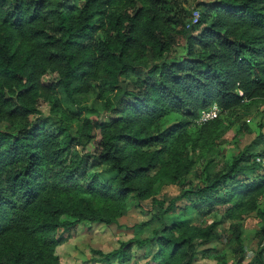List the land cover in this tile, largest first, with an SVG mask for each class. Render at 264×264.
Listing matches in <instances>:
<instances>
[{"label": "trees", "instance_id": "16d2710c", "mask_svg": "<svg viewBox=\"0 0 264 264\" xmlns=\"http://www.w3.org/2000/svg\"><path fill=\"white\" fill-rule=\"evenodd\" d=\"M185 1L0 0V264H60L57 229L115 224L132 201L148 197L152 211L132 227L135 236L95 251L93 260L126 264L134 247L151 243L152 264H195L198 246L220 236L213 221L169 222L182 200L196 208L223 204L230 220L264 216V178L234 181L264 154L253 146L227 169L204 168L201 184L155 196L161 183H180L188 172L189 147L216 136L220 116L197 122L202 111L264 102V0L199 3L195 22ZM94 89L98 101L87 108L82 100ZM42 103L59 116L32 119ZM96 129L94 151L85 152ZM145 229L150 234L141 238ZM230 229L231 263L207 254L212 248L201 254L242 264V227ZM246 264H264V247Z\"/></svg>", "mask_w": 264, "mask_h": 264}, {"label": "rangeland", "instance_id": "374dc122", "mask_svg": "<svg viewBox=\"0 0 264 264\" xmlns=\"http://www.w3.org/2000/svg\"><path fill=\"white\" fill-rule=\"evenodd\" d=\"M216 1L218 0H186L183 2V7L188 15L187 20L190 19L194 22L198 20L199 3L211 5ZM178 51L179 55L185 52L182 46L179 47ZM96 93L97 90L94 89L90 96L84 97L82 105L90 108L94 101H98ZM39 109L40 113L33 115L32 119L41 120L45 117L59 116L58 113L52 111L49 104L42 103ZM98 113V118L106 120L107 113L101 109ZM218 115L222 124L217 129L216 136L203 148L196 150L188 148V158L192 162L188 172L183 175L180 183L166 181L161 183L157 189L156 197L177 195L181 190L180 184H184L186 189L201 184L205 175L202 174L204 168L211 167L213 174L227 169L232 161L250 146H253L256 152L264 149V102H244L224 112H220L219 109ZM89 116L95 118L97 114L92 112ZM197 122H201L199 118ZM76 127L77 124L73 121L68 131L74 132ZM94 133L95 137L84 148L85 152L92 153L94 151L95 142L99 138V130L96 129ZM251 163L252 161L246 164L250 165ZM101 168L104 166H97L95 170ZM155 171H151V174H154ZM262 178H264V169L254 165V168L246 169L236 176L234 181L247 183ZM150 203L151 197L143 200L141 205L132 201L127 211L117 218L115 224L81 221L68 228L57 229L58 245L55 252L59 257L60 264H105L93 260L100 257V254L95 251L110 252L116 249L120 242L134 237L132 227L149 218L152 211ZM223 206V204L216 203L212 207L202 205L196 208L195 204L182 200L178 202L174 213L166 215L171 223L183 222L193 225L209 224L212 221L216 223L215 231L220 238L198 246L199 253L196 256L195 264H217L215 258L201 254V251L207 248L213 249L211 253L207 254H220L229 263L233 261L234 253L229 246H226L224 239V236L231 231V223L240 225L243 230L246 259L242 264H246L250 260L256 249L264 247V216L260 217L256 212H251L243 215L241 219L230 220L224 217L225 207ZM258 208L264 209V193L258 198ZM149 234L150 231L145 229L139 236L145 238ZM155 249L156 246L151 243L146 244L143 248L134 247L133 259L126 264H152L148 259ZM113 264L117 263L114 262Z\"/></svg>", "mask_w": 264, "mask_h": 264}, {"label": "built area", "instance_id": "2783aa9c", "mask_svg": "<svg viewBox=\"0 0 264 264\" xmlns=\"http://www.w3.org/2000/svg\"><path fill=\"white\" fill-rule=\"evenodd\" d=\"M238 94H242L240 90H237ZM219 113V108L216 105H213L211 108L204 110L200 114V121H206L209 119H213ZM254 162L262 169H264V154H257L254 156Z\"/></svg>", "mask_w": 264, "mask_h": 264}]
</instances>
